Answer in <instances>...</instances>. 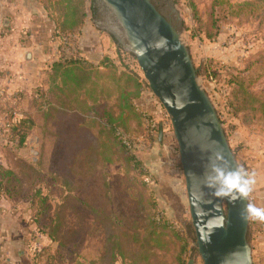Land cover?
Segmentation results:
<instances>
[{
    "label": "rangeland",
    "instance_id": "1",
    "mask_svg": "<svg viewBox=\"0 0 264 264\" xmlns=\"http://www.w3.org/2000/svg\"><path fill=\"white\" fill-rule=\"evenodd\" d=\"M75 1L85 10V21L95 25L91 0ZM168 1L174 3L181 37L240 170L254 180L249 203L264 208V0ZM97 25L104 30L97 50L101 56L83 70L74 68L79 84H65L59 75L54 79L50 70L35 93L0 106L1 119L5 109L17 108L33 121L23 144L16 133L0 134V197L8 201L4 211H15L20 222L36 227L31 215L46 198L49 213L42 223L52 224L54 236L41 233L46 243L36 252L39 264H204L188 196L184 211L178 198L172 199L176 212L170 215L153 184L154 160L174 155L182 170L173 128L163 145L164 134L148 143L141 139H146L147 121L133 105L122 108L120 96L123 90H140L138 81L150 87L132 54L123 49L126 58L120 63L119 43ZM69 38L73 43L61 42L65 61L78 52L77 39ZM105 53L114 55L113 62L105 63ZM129 72L139 80L129 78ZM139 100L154 108L145 95L128 97L136 106ZM115 127L140 138L141 147H122ZM148 175L153 181H145ZM115 237L126 256L113 255ZM248 237L253 263L264 264V221L250 219Z\"/></svg>",
    "mask_w": 264,
    "mask_h": 264
},
{
    "label": "water",
    "instance_id": "2",
    "mask_svg": "<svg viewBox=\"0 0 264 264\" xmlns=\"http://www.w3.org/2000/svg\"><path fill=\"white\" fill-rule=\"evenodd\" d=\"M95 6L104 10L97 23L134 55L171 119L204 264H254L250 219H244L249 197L224 187L218 179L219 171L240 167L214 103L199 82L174 3L175 24L152 0H96Z\"/></svg>",
    "mask_w": 264,
    "mask_h": 264
},
{
    "label": "crops",
    "instance_id": "3",
    "mask_svg": "<svg viewBox=\"0 0 264 264\" xmlns=\"http://www.w3.org/2000/svg\"><path fill=\"white\" fill-rule=\"evenodd\" d=\"M67 3L71 4L69 19L72 21L76 17V12L72 11V6L76 5L75 0H0V83L6 88L8 95L2 104L7 100L14 104L21 96L35 93L46 73L52 70L53 64L66 60L61 52L63 36L69 35L77 39L78 52L74 59L84 63L98 62L101 56L97 51L100 31L104 30L97 23L92 26L86 19L85 23L79 25V31H63V9L67 8ZM105 54L114 58L113 54ZM166 142L167 136L164 135L159 143L163 145ZM173 156L154 160L153 170L151 169L153 184L158 189L160 201L162 200L161 206L170 215L176 212L174 198H178V204L182 205L184 211L187 197L183 172ZM7 203V200L0 197V264H39L36 252L46 243L45 238L33 224L28 227L20 222L19 214L15 211L5 212L3 206ZM46 204H49L47 200ZM25 216L28 217L27 214ZM32 216L33 214L31 222L34 220ZM111 248L113 255L117 256L114 246Z\"/></svg>",
    "mask_w": 264,
    "mask_h": 264
},
{
    "label": "trees",
    "instance_id": "4",
    "mask_svg": "<svg viewBox=\"0 0 264 264\" xmlns=\"http://www.w3.org/2000/svg\"><path fill=\"white\" fill-rule=\"evenodd\" d=\"M81 2L82 3H80V4H83V0H81ZM91 2H92L93 15H97L98 10H97V7L95 6L96 0H91ZM65 7H67V8L63 9L64 15H65V20L62 23V30L72 32V33L79 31L80 30L79 25L84 23V20H85V15H86L85 10H83L81 6H79V9H78L77 5H73L72 11H73V13L76 12V15H75L76 17L74 18V20L70 21V19H69L70 12L69 11H70L71 7L70 6H65ZM115 41L117 42V40H115ZM123 49L124 48L121 45H119V53L121 55L119 54L117 56V58H118L120 63H122V62L124 63V60L126 58V56H124L122 54ZM131 56H133V58H135L133 54ZM104 60H105V63H107L109 61L113 62V60H111L109 57H105ZM84 65H87V63H84L83 61H80V60L74 59V58L72 61L68 60V61L56 62L53 64V67H52V70H54L52 75H53L54 79H56L57 75L62 77L63 82L65 84H67L69 81H72V80H75L76 83L79 84L81 81V77L80 76L77 77L76 74L73 73L74 68H76V69L81 68L79 70H83ZM90 67H92V65H90ZM90 74H91V72H90ZM86 76L89 78V74H87ZM128 77L132 78V79H134L136 77V79H138L139 76L136 73L129 72ZM135 85H136V88H138V87L140 88V90L137 89L136 93H129L126 90L122 91V94L120 96L122 108L131 107L133 105L135 107V110L136 109L139 110L138 107L136 106V103L135 104H129L128 103V97L129 96L139 98L142 94L143 89H144L143 88L144 86H143L141 81L140 82L138 81ZM254 99H256V97H254ZM261 105H264V102L261 103ZM139 116L141 117V119L144 123V120L146 119L145 113L139 111ZM32 127H33L32 119L25 118V119L21 120L20 123H18V125H16L13 128L14 133H16L19 136L20 143H22V144L24 143V141L26 140V137L28 135V131H30ZM117 129H118L117 127L113 128V130H115V131ZM117 131L119 132V130H117ZM145 131H146V138L152 139L153 136H151L149 133H147V128ZM116 137L118 138V141L122 147H124L128 151H131V149H129L124 144L119 133L116 134ZM1 184H2V182L0 181V185ZM41 203H42L41 208L39 209V211L35 215H33L34 222L36 221L35 222L36 229L39 233L46 234L49 238H52L54 236V234L52 232V231H54V229L51 227V225L47 226V223H42V217L44 218L48 214V211H49V206L46 204V198H43L41 200ZM118 239H119L118 237H115V240H113V242H114L113 246L115 249V253H119L120 255L126 256V254L122 250V246H121L120 241Z\"/></svg>",
    "mask_w": 264,
    "mask_h": 264
},
{
    "label": "built area",
    "instance_id": "5",
    "mask_svg": "<svg viewBox=\"0 0 264 264\" xmlns=\"http://www.w3.org/2000/svg\"><path fill=\"white\" fill-rule=\"evenodd\" d=\"M62 42L66 43L67 45L71 42V38H69V35L63 36ZM71 37V36H70ZM64 51H67L66 48H64ZM133 64L135 67H139L136 59L133 60ZM144 78V77H143ZM145 79V78H144ZM142 79V81L144 80ZM146 81V79H145ZM144 82V81H143ZM142 95L148 97V99L152 102V106L154 108H151L150 106H147L145 101H139L137 102V107L139 110H141L146 115V121H147V131L151 136L159 138L162 134L167 135L168 132L171 130L172 133V122L171 119L166 112L165 108L159 101V99L156 97V95L151 91V89L144 88ZM7 90L6 88L1 85L0 83V106H2V101L7 99ZM145 100V99H144ZM1 113V110H0ZM3 118L0 117V134L5 135L6 137H12L14 134L13 128L20 123L21 120L25 119L26 116L24 113L17 109H5V113L3 114ZM121 139L123 140L124 144L131 150L136 151L141 147V139L144 141L146 140V143H148V139L142 137L141 139L135 140V138L131 137V135H128L122 131L118 132ZM145 181L151 182L153 181L152 175H148L145 178ZM158 219V217H157Z\"/></svg>",
    "mask_w": 264,
    "mask_h": 264
},
{
    "label": "clouds",
    "instance_id": "6",
    "mask_svg": "<svg viewBox=\"0 0 264 264\" xmlns=\"http://www.w3.org/2000/svg\"><path fill=\"white\" fill-rule=\"evenodd\" d=\"M218 179L224 187L237 191L242 197H247L252 190L254 180L243 170L236 169L228 172L219 171ZM244 219H258L264 221V208L253 204H247L245 208Z\"/></svg>",
    "mask_w": 264,
    "mask_h": 264
},
{
    "label": "flooded vegetation",
    "instance_id": "7",
    "mask_svg": "<svg viewBox=\"0 0 264 264\" xmlns=\"http://www.w3.org/2000/svg\"><path fill=\"white\" fill-rule=\"evenodd\" d=\"M154 4L157 6V8L166 16L172 23H176V17L173 12V3H171L168 0H152ZM104 13V10L100 12V9L97 11L96 16L100 18L102 17ZM111 25H114V23L110 20Z\"/></svg>",
    "mask_w": 264,
    "mask_h": 264
}]
</instances>
